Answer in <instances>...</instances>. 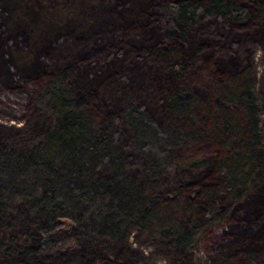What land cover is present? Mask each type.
I'll use <instances>...</instances> for the list:
<instances>
[{"label":"rangeland","instance_id":"1","mask_svg":"<svg viewBox=\"0 0 264 264\" xmlns=\"http://www.w3.org/2000/svg\"><path fill=\"white\" fill-rule=\"evenodd\" d=\"M167 1L0 0V144L41 140L51 117L36 94L49 75H65L96 124L111 123L132 176L158 209L196 225L198 243L180 247L153 228L125 239L91 240L72 225L53 228L46 245L38 236H23L37 233L38 218L16 200L0 214V229L10 226L0 235V264H264V107L263 139L253 148L247 184L227 188L225 171L217 168L230 139L224 122L244 118L225 91L250 79L264 95V0L242 3L246 19L212 17L190 27L185 39L171 40L163 31L161 4ZM170 59L179 63L180 75ZM173 93L187 101L188 111L168 107ZM130 102L142 105L165 136L169 163L160 176L141 166L144 158L124 117ZM180 128L193 133L175 142L172 132ZM216 188L219 197L202 195ZM209 202L224 221L204 216Z\"/></svg>","mask_w":264,"mask_h":264},{"label":"trees","instance_id":"2","mask_svg":"<svg viewBox=\"0 0 264 264\" xmlns=\"http://www.w3.org/2000/svg\"><path fill=\"white\" fill-rule=\"evenodd\" d=\"M244 1L164 2L161 7L165 12V38L185 39L190 27L212 17L225 21L246 19L249 13L242 5ZM168 64L177 75L181 74L177 61L170 59ZM224 95L244 111L242 121L224 122L225 130H230V139L223 142L226 154L217 168L225 171V185L231 189L240 184L245 186L254 170L253 148L263 139L260 121L264 95L250 79H243L239 87L227 89ZM36 100L51 117L41 140L19 147L0 144V214L6 213L16 200H23L38 218L34 224L37 233L23 236H38L48 245L49 232L59 226L79 225L91 240L98 236L125 239L134 230L153 228L177 246L195 247L198 227L158 209L155 197L132 176L116 145V131L111 123L96 124L83 102L70 93L65 75L46 77ZM168 107L180 113L188 111L189 104L173 93L168 97ZM124 117L134 147L144 158L143 170L153 177L160 176L169 163L164 134L142 105L130 102L124 108ZM191 133L180 128L172 132V139L178 142ZM213 192L215 198L220 196L218 188L204 189L202 195L211 198ZM216 209L211 202L203 208L204 216L211 217L210 223L225 219ZM9 228L3 223L0 235ZM65 264L79 263L66 259Z\"/></svg>","mask_w":264,"mask_h":264}]
</instances>
